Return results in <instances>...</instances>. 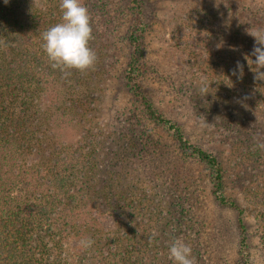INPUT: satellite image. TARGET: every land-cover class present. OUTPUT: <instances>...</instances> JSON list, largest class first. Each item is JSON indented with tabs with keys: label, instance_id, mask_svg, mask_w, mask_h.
I'll use <instances>...</instances> for the list:
<instances>
[{
	"label": "trees",
	"instance_id": "obj_1",
	"mask_svg": "<svg viewBox=\"0 0 264 264\" xmlns=\"http://www.w3.org/2000/svg\"><path fill=\"white\" fill-rule=\"evenodd\" d=\"M90 1L83 0L89 10ZM38 2L44 5L43 0ZM131 2L136 8L129 30L134 52L121 80L143 118L120 107L110 121L101 122L95 114L97 102L102 105L113 99L116 77H106L107 71L101 75L59 71L55 76L54 69L43 70L34 58L36 40L42 45V33L62 22L61 17L45 5L37 7L34 0H0V42L8 45L0 46V264H86V260L87 264H144L140 253L145 250L154 254L152 264H164L172 241L179 239L177 234L192 240L187 229L209 209L207 196L216 209L210 210L212 221L219 224L223 211L238 214L240 264H250L244 211L224 193L219 159L193 143L173 109L160 108L158 99L139 81L143 7L141 0ZM203 2L213 9L204 18L225 16L237 34L251 25L243 21V0ZM48 5L51 9L57 3L50 0ZM97 10L91 13L92 22L101 20ZM186 45L176 47L186 52ZM95 70L101 72V67ZM244 79L253 86L251 103L264 109L260 104L264 103V81H256L253 72L244 74ZM248 123L264 139L262 126ZM201 170L209 172L207 196ZM140 192L144 196L139 200L135 196ZM146 199L154 210L176 206L184 210L172 220L182 219L179 225L173 222L172 227H178L176 235L170 232L169 221L164 224L168 212L152 211L157 219H145ZM111 221L115 225L107 226ZM114 227L120 239L122 230L127 235L135 229L139 235L132 240L139 243L118 244L110 229ZM148 233L150 237L144 239ZM83 237L95 241L91 249L80 248ZM197 259L203 258L197 254Z\"/></svg>",
	"mask_w": 264,
	"mask_h": 264
},
{
	"label": "rangeland",
	"instance_id": "obj_2",
	"mask_svg": "<svg viewBox=\"0 0 264 264\" xmlns=\"http://www.w3.org/2000/svg\"><path fill=\"white\" fill-rule=\"evenodd\" d=\"M49 1L43 0L47 10L61 17L60 0H54L57 5L51 9ZM204 3L203 0H141L144 22L139 38L142 51L139 81L158 99L156 102L160 108L164 111L165 107L173 109L177 121L193 143L219 159L225 175L224 193L229 199L236 200L244 211L249 263L264 264V150L256 147L257 142H264V139L258 137L253 132L254 127L251 128L248 123L251 120L256 126L261 125L263 130H259L264 134V109L251 103V81L244 79V75L241 79L232 75L238 61L244 65V74L253 72L251 68L254 70V65L249 66L245 59L246 56L255 59L251 56L255 40L247 34V30L250 27L264 29V0H243V21L248 20L251 25L243 28L239 34L231 30L233 24L230 27L225 22V16L209 15L211 17L204 18L205 12L210 11L211 14L213 10ZM89 4L90 13L97 7L96 13L101 16V20L95 18L92 22L95 39L90 46L97 54L96 67H101V72H95L101 75L107 71L106 77H116L113 99L104 101L102 105L97 102V119L110 121L111 114H115L118 108H124L137 119H142V109L121 80L134 52L129 43V30L136 8L131 0H91ZM174 17L179 20L174 22ZM34 21L37 22V19ZM177 44L182 48L187 44L186 52H181ZM34 53L40 68L53 70L37 40ZM190 65L192 68L188 70ZM51 73L57 76L59 70ZM202 82L210 84L209 94L203 97L199 92ZM184 95L190 96L191 100L187 101ZM260 104L264 106V103ZM201 172L206 176L207 184L203 188L207 196L210 192L209 172ZM142 196L140 192L135 197L140 200ZM207 200L210 204L206 210L208 213L199 212L198 224L191 230L187 229L191 241L177 234L178 227H172L173 222L179 225L182 221H172L177 212L183 214L184 210L178 206L154 210L153 203L146 199L144 217L146 220H150L149 216L157 219L158 216L152 211L168 212L164 224L167 226L170 222V232L177 234L183 243L191 247L197 264H240L241 230L236 225L238 214L223 211L218 224V221L211 220L213 213L210 210H216L212 199L207 196ZM114 225V221L107 224L110 227ZM110 229L117 242L127 243L128 246L139 243L132 240L139 235L135 229L127 235L122 230L123 239L119 238L115 227ZM144 237L147 239L150 234H144ZM169 237L166 235V239ZM140 254L143 255L144 264H152L154 254L151 251H141ZM197 254L203 259H197ZM168 263L174 264L169 256L164 264Z\"/></svg>",
	"mask_w": 264,
	"mask_h": 264
},
{
	"label": "clouds",
	"instance_id": "obj_3",
	"mask_svg": "<svg viewBox=\"0 0 264 264\" xmlns=\"http://www.w3.org/2000/svg\"><path fill=\"white\" fill-rule=\"evenodd\" d=\"M7 2V0H5ZM41 8L38 0H34ZM61 21L42 33V49L47 55L50 66L65 75H71L75 70L80 73L95 71L97 54L91 48L90 42L93 36L92 15L84 5L83 0H60ZM247 34L254 38L255 44L251 56L255 59L245 57L248 65H254V79L264 81V29L252 28ZM0 46L7 48V42H0ZM232 75L241 79L244 75V65L239 61L232 70ZM210 84L202 82L199 89L203 97L210 92ZM257 148L264 150V142H257ZM95 241L90 237L79 240V246L83 250L91 249ZM169 258L174 264H197L192 255V249L179 239L172 241L169 247Z\"/></svg>",
	"mask_w": 264,
	"mask_h": 264
}]
</instances>
